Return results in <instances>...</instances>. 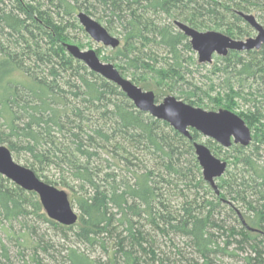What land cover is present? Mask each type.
<instances>
[{
  "label": "trees",
  "instance_id": "obj_1",
  "mask_svg": "<svg viewBox=\"0 0 264 264\" xmlns=\"http://www.w3.org/2000/svg\"><path fill=\"white\" fill-rule=\"evenodd\" d=\"M94 12L105 17L107 30L119 27L121 41L111 50L112 59L152 74L148 81L137 79L136 86L154 92L156 102L173 92L204 110L208 107L198 95L205 93L185 81L189 71L182 51L190 46L174 22L235 40L252 33L239 13L253 15L264 28V0H0V145L39 179L65 191L78 209L73 226H58L34 193L0 175V264H10L2 236L13 239L14 223L32 231L26 223L30 216L61 230L74 228L75 240L99 247L107 264H163L147 229L182 238L201 264L247 249L245 264H264V113L257 107L258 99L264 102V45L244 57L229 52L216 59L222 67L214 65L211 71L224 76L231 105L240 96L235 88L255 86L248 94L253 112L238 114L252 130L255 145L246 154L249 146L224 149L226 177L215 188L206 183L212 190L207 198L200 195L205 184L193 149L202 136L190 130L188 139L138 111L118 87L66 52L77 14ZM179 82L190 90L178 88ZM212 103L229 110L220 99ZM215 147L214 152L223 149ZM229 150L235 154L231 161ZM232 164L240 166L239 174H228ZM175 183L184 184L185 192L169 190ZM231 204L244 206L240 219L234 218ZM221 205L232 207L228 214L238 226L216 223ZM219 232L226 238L223 245ZM63 264L101 263L70 248Z\"/></svg>",
  "mask_w": 264,
  "mask_h": 264
},
{
  "label": "water",
  "instance_id": "obj_2",
  "mask_svg": "<svg viewBox=\"0 0 264 264\" xmlns=\"http://www.w3.org/2000/svg\"><path fill=\"white\" fill-rule=\"evenodd\" d=\"M238 15L256 32L255 37L235 40L216 31L199 32L178 21L174 22V26L187 38L190 48L197 54L198 63L210 64L214 55L226 57L229 52L258 51L264 45V28L255 17L243 13ZM77 19L84 32L95 43L111 49L119 45L118 39L109 35L101 25L84 13L77 14ZM65 50L89 71L118 87L138 111L167 123L180 135L190 139V130H194L224 149L231 145L247 147L250 144L251 132L236 114L224 109L206 111L173 96H166L158 103L152 92L142 91L123 78L114 66L101 62L93 50H81L73 44H66ZM193 149L203 181L215 188V180L221 178L226 171V162L215 158L203 144L194 142ZM0 175L23 191L34 193L49 220L65 227L77 222L78 215L69 202L67 193L45 183L30 169L15 163L10 151L1 145Z\"/></svg>",
  "mask_w": 264,
  "mask_h": 264
},
{
  "label": "rangeland",
  "instance_id": "obj_3",
  "mask_svg": "<svg viewBox=\"0 0 264 264\" xmlns=\"http://www.w3.org/2000/svg\"><path fill=\"white\" fill-rule=\"evenodd\" d=\"M95 22H97L99 25H101L104 29L107 30L106 20L105 17L98 12H94L93 14H90L88 16ZM77 20V18H76ZM117 28L113 27L112 32L109 30L108 33L112 37L118 39L121 41L120 36V30L118 25H115ZM256 32L252 30V33L250 37H255ZM69 37L71 44L78 46L81 50H93L95 53H97L98 58L101 62L111 64L112 66L116 68H120V74L124 76L125 79L131 81L134 85H136L137 79H143L147 78V81L152 77V74L142 72L141 70L135 71L129 69L126 65L125 61H121L120 58H113L112 49L109 47H104L100 43H95L83 30L82 26L79 24L77 20V26L69 31ZM190 46V45H189ZM240 53L241 57H244V52H237ZM183 59H184V67H186L189 71V74L185 75L184 78H186V82L188 84H191V86H195L201 89L202 93H205L204 95H198L201 99L204 105L208 107V109H205L206 111H213L216 112L217 108H214L212 99H220L222 101V106L229 108L228 111L236 114L238 116L239 113L241 114H248L249 112H253L252 104L248 102V94L253 93V90H255V86H249V83L244 86V88L241 90L235 88V91H240V96L238 98L233 99V104L231 105V97L225 98V95H227V91L225 89V86L222 84V81L224 79V76L221 73L217 74H211V71L213 70V66L222 67L223 64H221L219 59L221 57L213 56L212 62L210 64H200L197 61V54L192 51L190 48V51H187L186 49H183L182 51ZM160 62L157 60V63ZM150 65H152L151 62H147ZM161 64H158L156 67H159ZM123 69V70H122ZM135 79V80H134ZM233 81H231L232 83ZM137 87H140L137 85ZM181 87L182 89L186 90V86L183 82H179L178 88ZM141 88V87H140ZM187 90H190V88H187ZM142 91H145L142 89ZM149 91V90H146ZM155 96L154 92H152ZM168 96H173L176 98L175 93H170ZM165 97V96H163ZM162 99L158 100L157 102L160 103ZM257 103L259 104L257 107L260 111L264 113V102L262 103L260 99L257 100ZM230 107H228L229 105ZM221 106V107H222ZM203 108V107H202ZM223 109V108H221ZM242 119V118H241ZM243 120V119H242ZM251 135L253 134L252 130L250 131ZM198 142L200 144L205 145L211 152V154L223 161L227 159L224 155V148L220 151L214 152L215 143L207 138L201 137ZM255 143L250 142L248 145L250 148L245 149L244 154L251 151L252 146H254ZM247 146V147H248ZM229 154L231 157L228 159V161H231V158L235 155H233V151L229 150ZM12 155V154H11ZM12 159L15 163L23 166V162L12 155ZM240 166L237 165H228L229 175L233 174H239L240 172ZM224 176V175H223ZM202 177V176H201ZM226 177V175L224 176ZM222 178V177H221ZM204 182V181H203ZM215 187L220 185V180H215L214 182ZM203 185L202 191H200V195L205 194L207 198H210L212 196V190L206 185ZM176 185V186H175ZM173 186V187H172ZM177 189V191L185 192L186 186L184 184L175 183L174 185H169V190ZM198 191V192H199ZM211 193V194H210ZM68 196V195H67ZM210 200V199H209ZM179 202V201H177ZM173 205H176V201L172 203ZM230 205V204H229ZM233 211L235 213V219H240V215L245 214V208L241 205H233ZM73 209L78 214L77 207L72 204ZM229 210L232 211V207L230 206H219V209L217 210V216L215 217L216 223H222V226H229V227H236L238 226L236 221L234 219L230 218L228 212ZM26 223L29 225V227H32V231L26 233L25 229L22 228V226L19 224H13L11 233L13 234V239H7L4 236H2L3 243L6 245L8 251H9V257H10V264H63L64 257L67 253V250L70 248H78L81 252L83 251L85 254L90 256L91 258H94L98 261H100L101 264H107L106 263V255L101 251V249L97 246L95 247H88L84 246L82 244H79L74 236L73 231L69 232L66 230H61L59 227H54L48 223H44L40 220H38L36 217L30 216ZM5 225V224H4ZM58 225V224H57ZM59 226V225H58ZM7 227V226H6ZM148 228V227H147ZM228 228V227H227ZM148 233L151 235L153 240L155 241V246L159 249L157 251V257L163 262V264H188L189 261L194 260L195 262H201L198 260V257L193 254V252L186 247L185 242L180 237L175 236H167L162 237L160 235H153V231L148 230ZM217 231V230H216ZM23 235L22 237H18V235ZM26 234V235H24ZM219 242L221 245H223L225 241V236L219 232ZM233 243V242H232ZM42 246L40 249H36L37 247ZM32 248L36 249V253L32 252ZM44 249V250H43ZM235 249V245L232 244L228 248V251L231 252ZM248 253V249L245 251ZM246 253L240 251V250H234L235 256H211L210 258V264H245L244 262V256ZM181 255V256H180ZM4 260L0 256V263H2ZM156 264V263H154Z\"/></svg>",
  "mask_w": 264,
  "mask_h": 264
},
{
  "label": "flooded vegetation",
  "instance_id": "obj_4",
  "mask_svg": "<svg viewBox=\"0 0 264 264\" xmlns=\"http://www.w3.org/2000/svg\"><path fill=\"white\" fill-rule=\"evenodd\" d=\"M232 146V145H231Z\"/></svg>",
  "mask_w": 264,
  "mask_h": 264
}]
</instances>
